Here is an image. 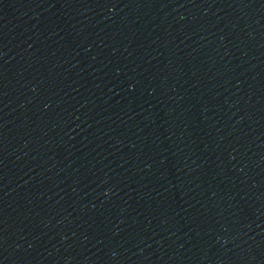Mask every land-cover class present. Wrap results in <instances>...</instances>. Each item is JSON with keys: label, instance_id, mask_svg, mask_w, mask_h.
<instances>
[{"label": "water", "instance_id": "obj_1", "mask_svg": "<svg viewBox=\"0 0 264 264\" xmlns=\"http://www.w3.org/2000/svg\"><path fill=\"white\" fill-rule=\"evenodd\" d=\"M0 264H264V134L0 181Z\"/></svg>", "mask_w": 264, "mask_h": 264}]
</instances>
